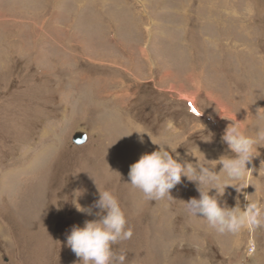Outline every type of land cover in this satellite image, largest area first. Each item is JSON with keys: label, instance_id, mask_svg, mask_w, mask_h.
<instances>
[{"label": "rangeland", "instance_id": "374dc122", "mask_svg": "<svg viewBox=\"0 0 264 264\" xmlns=\"http://www.w3.org/2000/svg\"><path fill=\"white\" fill-rule=\"evenodd\" d=\"M232 121L264 129V0H0V264H80L67 236L99 209L76 206L105 189L133 231L125 264H264V223L221 235L187 213L197 182L162 200L128 184L155 143L219 173ZM258 152L222 203L264 207Z\"/></svg>", "mask_w": 264, "mask_h": 264}, {"label": "clouds", "instance_id": "9594fccd", "mask_svg": "<svg viewBox=\"0 0 264 264\" xmlns=\"http://www.w3.org/2000/svg\"><path fill=\"white\" fill-rule=\"evenodd\" d=\"M177 125L170 120L166 128L170 134L177 135L181 131ZM222 140L227 143L233 155L221 156L216 161V164L222 165L219 173L211 170L215 167L200 161L195 165L187 161L179 162L177 147L173 148L167 142L155 143L159 145L158 150L141 155L130 166L128 184L139 189L149 200H162L173 198L170 191L181 183L182 177H186L197 182L199 191L198 199L193 197L185 202L189 215L206 220L221 235H236L246 227H256L264 223V207L259 201L249 200V195L245 194L247 204L242 210L239 200L235 207H229L226 201L221 202V198L225 196L228 186L235 187L237 192L245 188L243 184L235 182L243 181L256 170L248 165L259 155L258 147L264 142V129L250 135L242 129L239 121H232ZM165 146H168L171 153H176L177 158ZM221 173L225 175L224 179H221ZM201 186H206V190H202ZM213 189L215 193L210 195ZM79 193L77 196L82 194ZM76 208L87 215L93 214V208L99 209L95 213L97 219L86 220L83 227L74 225L67 236V246L80 258V264H125L127 254L118 252L115 246L131 239L133 231L128 226L125 210L114 192L110 189L99 191V199L92 206L85 208L79 205ZM249 244L248 254L252 255L255 253V242L250 241Z\"/></svg>", "mask_w": 264, "mask_h": 264}, {"label": "water", "instance_id": "95a60500", "mask_svg": "<svg viewBox=\"0 0 264 264\" xmlns=\"http://www.w3.org/2000/svg\"><path fill=\"white\" fill-rule=\"evenodd\" d=\"M72 141L76 144L82 143L85 141V133L76 130L71 137Z\"/></svg>", "mask_w": 264, "mask_h": 264}, {"label": "bare ground", "instance_id": "6f19581e", "mask_svg": "<svg viewBox=\"0 0 264 264\" xmlns=\"http://www.w3.org/2000/svg\"><path fill=\"white\" fill-rule=\"evenodd\" d=\"M253 21V20H252ZM245 25V24H244ZM242 29V28H241ZM246 74V73H245ZM193 101V100H192ZM194 102V101H193ZM221 118V117H220ZM233 118V117H232ZM249 118V117H248ZM236 119V118H235ZM237 120V119H236Z\"/></svg>", "mask_w": 264, "mask_h": 264}]
</instances>
